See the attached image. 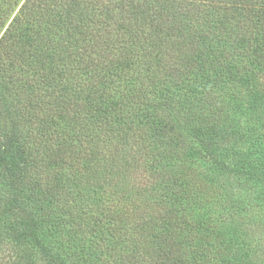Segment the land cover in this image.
<instances>
[{
	"label": "trees",
	"instance_id": "1",
	"mask_svg": "<svg viewBox=\"0 0 264 264\" xmlns=\"http://www.w3.org/2000/svg\"><path fill=\"white\" fill-rule=\"evenodd\" d=\"M255 225L264 0H0V264H247Z\"/></svg>",
	"mask_w": 264,
	"mask_h": 264
},
{
	"label": "rangeland",
	"instance_id": "2",
	"mask_svg": "<svg viewBox=\"0 0 264 264\" xmlns=\"http://www.w3.org/2000/svg\"><path fill=\"white\" fill-rule=\"evenodd\" d=\"M255 226H259L260 229L259 233H261V237H262V243L259 245V247H257L256 249H258L256 252L252 253V259H249V262L247 264H264V225H255ZM257 228H254L253 230H255ZM253 247V246H252Z\"/></svg>",
	"mask_w": 264,
	"mask_h": 264
}]
</instances>
